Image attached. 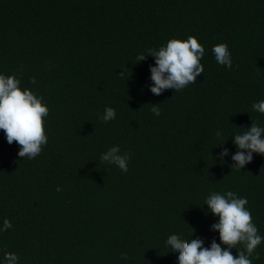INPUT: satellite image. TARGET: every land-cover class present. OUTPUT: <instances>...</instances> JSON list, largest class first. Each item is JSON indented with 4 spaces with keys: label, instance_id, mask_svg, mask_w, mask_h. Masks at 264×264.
<instances>
[{
    "label": "trees",
    "instance_id": "trees-1",
    "mask_svg": "<svg viewBox=\"0 0 264 264\" xmlns=\"http://www.w3.org/2000/svg\"><path fill=\"white\" fill-rule=\"evenodd\" d=\"M189 36L204 72L152 93L149 50ZM220 43L231 69L215 59ZM0 74L49 109L34 159L0 130V264L6 252L18 264H177L172 234L220 243L212 192L247 198L264 236V156L241 170L232 160V137L264 127L252 107L264 100V0H0ZM107 107L116 118L104 122ZM117 145L126 173L101 160ZM252 260L264 264V242Z\"/></svg>",
    "mask_w": 264,
    "mask_h": 264
},
{
    "label": "clouds",
    "instance_id": "clouds-1",
    "mask_svg": "<svg viewBox=\"0 0 264 264\" xmlns=\"http://www.w3.org/2000/svg\"><path fill=\"white\" fill-rule=\"evenodd\" d=\"M212 51L218 64L231 69L232 60L226 43L215 45ZM204 53L203 45L194 36L183 41L171 39L158 50L150 49L148 55L155 58V66H150L153 81L151 92L159 95L170 88L180 91L190 83H195L196 77L204 72V66L200 63ZM144 58L145 55L141 54L137 60ZM31 83H36L35 77L31 78ZM20 84L21 81L16 75L0 74V130L4 132L9 145L15 142L19 146V157L34 159L48 143L44 118L48 116L49 109L42 103V96L38 97L29 89L22 90ZM252 107L264 114V100L253 103ZM152 112L160 115L157 106H153ZM115 118L116 112L111 107H107L101 117L104 122ZM217 135L220 133L217 132ZM232 138L236 145V153L232 156L235 162L233 167L238 170L252 161L253 153L264 156V127L252 123L243 134L234 135ZM227 155L228 149L224 148L220 159L223 160ZM129 159L127 153L120 154L118 145L101 156L102 162L114 164L125 173L128 171ZM57 191L61 189L58 187ZM247 204V198H240L232 191L224 194L212 192L205 205L213 216L219 218L218 223L212 225V229L219 232L220 243L213 240L210 247H205L200 238L186 240L172 234L167 238L166 246L171 249V253H178L177 264H253V254L264 242V236L259 234L253 223L252 214L246 208ZM10 228L11 222L5 219L2 230L7 231ZM234 248L238 250L235 256L231 251ZM4 258L6 264H18L19 261L18 255L11 252H6ZM121 258L127 259V253L122 254ZM259 258L257 253L255 259Z\"/></svg>",
    "mask_w": 264,
    "mask_h": 264
}]
</instances>
